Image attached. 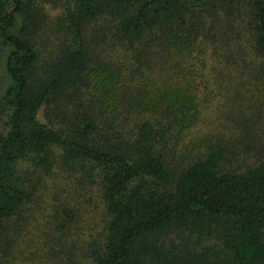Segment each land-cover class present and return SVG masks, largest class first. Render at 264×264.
<instances>
[{
    "label": "trees",
    "instance_id": "1",
    "mask_svg": "<svg viewBox=\"0 0 264 264\" xmlns=\"http://www.w3.org/2000/svg\"><path fill=\"white\" fill-rule=\"evenodd\" d=\"M56 170L89 264H264V0H0V242Z\"/></svg>",
    "mask_w": 264,
    "mask_h": 264
},
{
    "label": "rangeland",
    "instance_id": "2",
    "mask_svg": "<svg viewBox=\"0 0 264 264\" xmlns=\"http://www.w3.org/2000/svg\"><path fill=\"white\" fill-rule=\"evenodd\" d=\"M39 184L34 200L8 224V236L0 242V264H67L53 258L56 251L77 264H89L82 247L102 239L106 222L102 208H94L83 191L77 193L73 180L58 170L46 186ZM63 210L73 212L75 220Z\"/></svg>",
    "mask_w": 264,
    "mask_h": 264
}]
</instances>
